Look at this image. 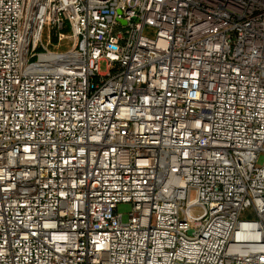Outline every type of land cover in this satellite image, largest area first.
I'll return each mask as SVG.
<instances>
[{
  "label": "built area",
  "instance_id": "1",
  "mask_svg": "<svg viewBox=\"0 0 264 264\" xmlns=\"http://www.w3.org/2000/svg\"><path fill=\"white\" fill-rule=\"evenodd\" d=\"M262 154L264 0H0V264H264Z\"/></svg>",
  "mask_w": 264,
  "mask_h": 264
},
{
  "label": "rangeland",
  "instance_id": "2",
  "mask_svg": "<svg viewBox=\"0 0 264 264\" xmlns=\"http://www.w3.org/2000/svg\"><path fill=\"white\" fill-rule=\"evenodd\" d=\"M101 71H105V65L101 64ZM264 162V154H262L259 158L258 164L261 166ZM132 212V207L130 204H122L118 206V213L122 215L123 222L127 223L129 221V214ZM253 217L250 216L249 219Z\"/></svg>",
  "mask_w": 264,
  "mask_h": 264
}]
</instances>
